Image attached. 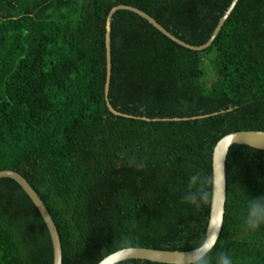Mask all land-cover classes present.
Segmentation results:
<instances>
[{"label":"trees","instance_id":"16d2710c","mask_svg":"<svg viewBox=\"0 0 264 264\" xmlns=\"http://www.w3.org/2000/svg\"><path fill=\"white\" fill-rule=\"evenodd\" d=\"M229 0H0V169L20 173L58 233L61 264H94L123 235L134 246L188 249L204 234L209 204L182 201L194 172L210 174L222 134L264 130V0H236L210 44L195 50L144 18L110 19L103 100L104 19L135 6L199 44ZM208 69L213 76L207 82ZM136 157L145 167L129 165ZM219 238L211 256L264 264V224H244L264 195V149L229 147ZM47 228L24 190L0 177V264H51ZM124 264H175L128 258Z\"/></svg>","mask_w":264,"mask_h":264},{"label":"water","instance_id":"95a60500","mask_svg":"<svg viewBox=\"0 0 264 264\" xmlns=\"http://www.w3.org/2000/svg\"><path fill=\"white\" fill-rule=\"evenodd\" d=\"M236 0H229L228 4L225 6L221 14L216 20L213 28L211 29L208 37L199 44H191L188 43L179 37L175 36L171 32H169L165 27H163L159 22H157L153 17L149 14L144 12L143 10L127 4L117 3L112 5L105 15L104 19V33H103V41H104V55H105V71H104V81H103V100L110 112L116 115L128 116V117H135L141 118L144 120L149 119H186V118H195L201 117L208 114L216 113L217 111H211L209 113L203 114H195L189 116H170V117H148L145 115H138L132 114L128 112H122L116 108H114L108 99V85H109V76H110V46H109V29H110V19L112 13L116 9H126L132 11L139 15L140 17L144 18L148 23H150L153 27H155L158 31L164 34L166 37L171 39L172 41L190 48L199 50L206 46H208L219 30L224 21L225 17L230 12L231 8L235 4ZM263 21H264V8H263ZM225 141H230L231 144L233 143H242L256 148L264 149V130L263 129H236L228 131L222 134L220 137L216 139L214 144L211 148V155H210V174L212 173L213 169L215 168L219 159L223 157L224 150L227 148V144ZM225 158L223 159V168H224ZM225 175V173H224ZM0 177H9L16 181V183L24 190L27 196L30 198L31 202L34 204L36 209L38 210L49 234L51 249H52V260L51 264H61V248H60V241L58 237L57 230L53 223V220L47 211L45 205L43 204L42 200L36 193V191L30 186L28 181L17 171L2 168L0 169ZM224 198H225V181L221 190L220 198L215 201H211L209 203L208 208V216L205 224L204 233L208 231L211 227V219L216 215H223V206H224ZM221 227V226H220ZM220 231V229H219ZM134 253L129 258H139V259H147L152 261L158 262H166V263H175V264H183V257L182 254H186L192 251V248L188 249H165V248H152L148 246H134ZM98 261V260H97ZM97 261L94 264H97Z\"/></svg>","mask_w":264,"mask_h":264},{"label":"clouds","instance_id":"9594fccd","mask_svg":"<svg viewBox=\"0 0 264 264\" xmlns=\"http://www.w3.org/2000/svg\"><path fill=\"white\" fill-rule=\"evenodd\" d=\"M227 148L223 157L218 160L212 173L205 176L200 172L191 174L188 180L187 189L182 196V201L194 205L199 209L203 205L220 198L221 190L225 181L223 159L225 158L230 141H225ZM129 165L137 169H143L146 165L143 160L132 157ZM211 227L198 241L194 242L192 251L182 254L183 264H213L211 256L219 238V229L222 224V216L216 215L210 221ZM247 229L255 231L261 224H264V195L250 199L247 207V214L244 219ZM133 239L129 235H123L118 241L116 248L101 256L97 264H124L133 253ZM214 264H233L232 258L224 251L215 255Z\"/></svg>","mask_w":264,"mask_h":264},{"label":"rangeland","instance_id":"374dc122","mask_svg":"<svg viewBox=\"0 0 264 264\" xmlns=\"http://www.w3.org/2000/svg\"><path fill=\"white\" fill-rule=\"evenodd\" d=\"M213 76V73L210 72V70L208 69L207 72V82L210 80V78Z\"/></svg>","mask_w":264,"mask_h":264}]
</instances>
